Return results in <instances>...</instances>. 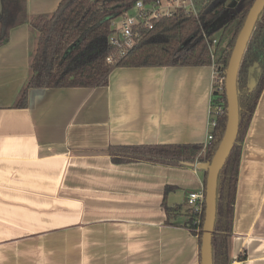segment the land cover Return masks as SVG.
<instances>
[{
	"label": "crops",
	"instance_id": "1",
	"mask_svg": "<svg viewBox=\"0 0 264 264\" xmlns=\"http://www.w3.org/2000/svg\"><path fill=\"white\" fill-rule=\"evenodd\" d=\"M60 0H25L28 17ZM28 22L0 44V264H199L200 161L114 163L110 145L206 142L214 69L115 67L102 87L30 89ZM166 186V214L162 200ZM264 264V89L242 141L230 259Z\"/></svg>",
	"mask_w": 264,
	"mask_h": 264
},
{
	"label": "trees",
	"instance_id": "2",
	"mask_svg": "<svg viewBox=\"0 0 264 264\" xmlns=\"http://www.w3.org/2000/svg\"><path fill=\"white\" fill-rule=\"evenodd\" d=\"M136 0H60L49 14L28 17L25 0H0V44L8 41L10 29L28 22L35 33V46L30 55L28 77L12 107L28 105L30 89L46 87H102L108 83L115 67L204 66L212 65L207 38L232 30L214 65L221 79L223 113L218 116L213 138L203 150L199 144H135L110 145L106 152L114 163L145 161L167 166H181L195 161L209 163L223 135L226 123L224 75L235 39L253 0H197V14L178 10L171 16L153 20L151 28L140 29L134 46L122 56L113 55L108 43L111 20L131 10ZM151 2L153 0H141ZM257 63L251 75L255 84L249 88V68ZM264 89V8L260 13L243 52L238 74V132L233 147L217 178L216 218L212 233V263L229 264L234 201L242 141L256 104ZM207 170L204 169L203 187ZM164 190L162 206L168 214ZM204 204L199 215L198 230L191 213L189 228L200 245ZM238 259H242L238 256Z\"/></svg>",
	"mask_w": 264,
	"mask_h": 264
},
{
	"label": "built area",
	"instance_id": "3",
	"mask_svg": "<svg viewBox=\"0 0 264 264\" xmlns=\"http://www.w3.org/2000/svg\"><path fill=\"white\" fill-rule=\"evenodd\" d=\"M178 10H183L188 13L197 14V0H153L151 2H143L136 0L131 10L124 12L119 17L111 20V33L108 36V43L113 50V54L107 57L108 62H113V55L122 56L132 48L140 36V29L151 28L153 20L171 16ZM218 37L210 36L207 38V47L212 60L214 69L212 77V95L209 108L208 132L206 142L203 144V150L213 138V129L216 126L217 118L223 113V86L221 79L218 78V71L214 65L216 59V51L218 46ZM186 204L194 214L193 224L198 230L200 222L199 215L204 204V187L190 191L186 195ZM229 264H242L241 259L231 260Z\"/></svg>",
	"mask_w": 264,
	"mask_h": 264
},
{
	"label": "water",
	"instance_id": "4",
	"mask_svg": "<svg viewBox=\"0 0 264 264\" xmlns=\"http://www.w3.org/2000/svg\"><path fill=\"white\" fill-rule=\"evenodd\" d=\"M1 8V2H0ZM264 8V0H253L244 23L235 39L224 75V93L226 98V123L223 135L209 163L201 162L207 170L204 186V217L199 245V264L212 263V233L216 218L217 178L229 155L238 132L239 106L237 93V74L240 61L255 23ZM257 63L249 68V88L255 84L251 75Z\"/></svg>",
	"mask_w": 264,
	"mask_h": 264
},
{
	"label": "rangeland",
	"instance_id": "5",
	"mask_svg": "<svg viewBox=\"0 0 264 264\" xmlns=\"http://www.w3.org/2000/svg\"><path fill=\"white\" fill-rule=\"evenodd\" d=\"M235 2H236V0H228L226 4H227L228 6H233V5H235ZM231 35H232V30H228V31H226V32L223 34V36H221L220 43H219V45L217 46L216 57H217V55L219 54V52L223 49V47L225 46V44H226L228 38H230ZM215 36L218 37V39H219V35H218V34L215 35Z\"/></svg>",
	"mask_w": 264,
	"mask_h": 264
}]
</instances>
